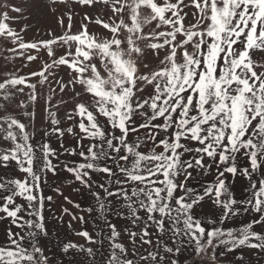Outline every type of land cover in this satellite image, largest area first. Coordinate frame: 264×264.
<instances>
[{
	"label": "snow or ice",
	"instance_id": "snow-or-ice-1",
	"mask_svg": "<svg viewBox=\"0 0 264 264\" xmlns=\"http://www.w3.org/2000/svg\"><path fill=\"white\" fill-rule=\"evenodd\" d=\"M69 3L104 4L108 18L84 14L73 32ZM43 8L64 31L32 42L0 12V38L24 50L6 44L0 53V221L8 222L0 264H183L185 253L233 264L237 252L235 264H252L245 250L264 256V0H45ZM92 23L104 32L90 33ZM30 50L25 60L42 63L20 75L14 62ZM38 85L50 127L30 130ZM234 179L247 196L234 195ZM66 186L91 197L83 211L96 214L95 232L75 227L85 216L63 206L81 210ZM245 215L242 227L230 226ZM62 230L83 243L62 239Z\"/></svg>",
	"mask_w": 264,
	"mask_h": 264
},
{
	"label": "rangeland",
	"instance_id": "rangeland-1",
	"mask_svg": "<svg viewBox=\"0 0 264 264\" xmlns=\"http://www.w3.org/2000/svg\"><path fill=\"white\" fill-rule=\"evenodd\" d=\"M45 0H4V3H7L9 5H16L20 6L24 9L22 14H18L15 12L10 11L8 8H3L2 7V12L8 11V15L10 17L9 20L5 21L9 25L11 29L19 33V35L23 38L25 42H32V41H39V40H47L50 38V36L47 34L49 30L54 31L57 35L61 34L64 30L62 28H59L53 18L47 15L43 8V3ZM69 9H75L76 16L74 17L73 20V32L78 30L80 28V20L79 17L83 16L84 14H90V15H95L98 19H103L107 20L108 18V13H107V6L104 4H98L95 8H84L83 6L76 7L74 4L69 3L68 5ZM67 23V21H65ZM25 26L27 27V31H25ZM89 32L90 33H95V34H101L104 32V29L101 26H98L94 23L89 24ZM9 45L11 47H16L18 49V44L17 45H11L10 41L4 40L3 38H0V53L4 52L5 50V45ZM18 51H24L18 49ZM28 54H36L35 50H30L29 52H24V56H17L16 60L14 62L15 66L17 67V71L20 75H25L28 73H31L33 71H36L40 68V65L42 63L41 60L33 61V62H27L25 60V57ZM9 55H13L12 53H9ZM43 55V52L41 53ZM260 57V53L257 52L254 54V59H258ZM46 59V57H45ZM2 57H0V63H3ZM26 65V66H25ZM57 71L60 72V75L64 76L66 69L64 71H60L57 69ZM66 78V77H65ZM33 82H35V78H33ZM79 91V89H77ZM38 92L44 93L43 95L39 96V100L35 105H32L33 111L36 113L32 125H30V130L32 126L34 125L35 129L39 130L41 128H49L50 127V121L47 119V112L45 111V100H44V95H46V92L44 88L38 85ZM28 89L25 87V91L23 94L19 96L20 99H25L27 97ZM60 97H57L56 99L58 100ZM67 96H64V99H67ZM55 102V101H54ZM69 108L71 105L68 106ZM52 111H56L55 108L51 109ZM23 111L22 109H17L15 114H19V112ZM64 111L65 109L63 107L60 108V110L57 112V117L61 120V127H67V121L64 119ZM22 120H24L25 123H27V119L23 117H19ZM40 133L38 131L36 139H40ZM73 141H69V143H72ZM52 145L53 147H58V144L56 142L55 137L52 138ZM61 159H65L64 156H61ZM14 175L16 176H22L21 173L17 170ZM99 179V176L96 177ZM211 179V176H209V180ZM65 178L64 175H61L60 181L57 182H64ZM232 191L234 192V195L237 198H241L244 196H247L248 193L245 191V181H239L235 182V179L233 181V187ZM46 192H48V189H46ZM65 195L70 196V198L81 204V210L76 209L72 205L69 204H64V207H68L69 210L72 213L78 214V215H84L85 216V223H76L75 227L77 229H83V230H88L89 232H95L96 231V226L97 224L100 223V221L97 219L96 214L92 213H86L83 211V209H86L91 203L92 199L90 196H88L86 193H81L80 195H76L75 193L72 192L70 187H65ZM20 202H22V198H19ZM62 201L57 202V206L53 208V212L56 214H60V208L59 204ZM203 211L205 213H208L211 211V206L210 205H205L203 208ZM68 217L65 216V220H67ZM251 217L245 215L241 217L240 219H236L230 222L231 227H242L246 221H249ZM111 221L113 223H116L119 228H125L127 227V222L124 220H119L115 217L111 218ZM49 224L50 226H55V222L49 218ZM8 226L7 221H0V239L3 238V233L5 228ZM17 229L13 228V231H16ZM62 239H68V240H74L78 241L80 243H83L82 238L76 237L72 233H68L65 231H61L60 233ZM123 239L126 241L127 237L124 236ZM51 247V246H50ZM223 249H221L222 251ZM240 253L237 252L233 256H229L228 260L232 261L233 264H235L236 261V256H238ZM244 255L252 262V264H264V256H257L254 254L252 251H244ZM185 257H182L181 259L183 260V264H213V262L208 258V256H198V255H189L188 253H185Z\"/></svg>",
	"mask_w": 264,
	"mask_h": 264
},
{
	"label": "trees",
	"instance_id": "trees-1",
	"mask_svg": "<svg viewBox=\"0 0 264 264\" xmlns=\"http://www.w3.org/2000/svg\"><path fill=\"white\" fill-rule=\"evenodd\" d=\"M3 2H4V0H3ZM0 12H2V7H0Z\"/></svg>",
	"mask_w": 264,
	"mask_h": 264
}]
</instances>
